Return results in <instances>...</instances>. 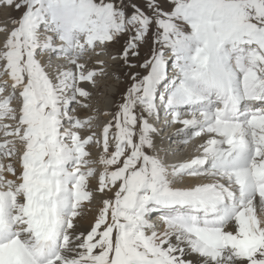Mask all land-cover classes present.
Instances as JSON below:
<instances>
[{
    "label": "snow or ice",
    "instance_id": "snow-or-ice-1",
    "mask_svg": "<svg viewBox=\"0 0 264 264\" xmlns=\"http://www.w3.org/2000/svg\"><path fill=\"white\" fill-rule=\"evenodd\" d=\"M0 9V264H264V0ZM117 46L138 70L81 118Z\"/></svg>",
    "mask_w": 264,
    "mask_h": 264
},
{
    "label": "rangeland",
    "instance_id": "rangeland-1",
    "mask_svg": "<svg viewBox=\"0 0 264 264\" xmlns=\"http://www.w3.org/2000/svg\"><path fill=\"white\" fill-rule=\"evenodd\" d=\"M125 2L130 6L133 3H136L138 5H142L144 3V0H125ZM130 10V9H129ZM5 10L0 9V13L4 12ZM14 11V10H13ZM16 14V17L19 16V13L14 11ZM1 16V15H0ZM15 17V18H16ZM1 19V18H0ZM4 22V23H3ZM0 21V28H11L12 22L10 21ZM8 23V24H7ZM12 25V26H10ZM3 38V34L0 39ZM119 46L117 48H110L109 49V55H106L103 57L107 61L108 64V70H109V76L107 78H101L98 80L96 87L92 90V97H91V105L92 107L90 109H80L78 108L76 114L79 115L81 118H87L89 115H96L97 111L99 112V119H101V122L104 121L105 117L103 116V113L105 112H114L116 110V107L121 102L122 96L125 93L127 87L130 84V76L133 72L137 71V69H129L127 66L123 64L121 60H112L111 56L116 55L118 53ZM148 55V51L146 48L141 49V57L139 59L133 58L132 63L139 64L143 61V59ZM113 66L115 69L111 70L110 68ZM108 81H111L110 83ZM106 82V83H105ZM102 86V87H100ZM100 88L99 91H97ZM81 110V111H80ZM171 129V128H169ZM175 131V129H172ZM163 131V132H162ZM162 133L160 132L159 135L163 137H166L169 133L168 128L162 129ZM160 136V137H161ZM165 144L167 146H170L171 144L177 143L176 140H172V138H168V140H165L163 138ZM172 140V141H171ZM196 144L199 143V140L193 141ZM195 145H193L194 147ZM159 148V146H158ZM194 149V148H193ZM194 153V152H193ZM195 154V153H194ZM176 161V160H175ZM7 162V161H6Z\"/></svg>",
    "mask_w": 264,
    "mask_h": 264
},
{
    "label": "bare ground",
    "instance_id": "bare-ground-1",
    "mask_svg": "<svg viewBox=\"0 0 264 264\" xmlns=\"http://www.w3.org/2000/svg\"><path fill=\"white\" fill-rule=\"evenodd\" d=\"M0 15H1L0 16V18H1L0 21L1 22L5 21V20H6V22L7 21L11 22L12 19L16 17V14H15V12L13 10H7V11H4V12H1ZM10 26H12V25H10ZM1 36H2V34H1ZM2 39L3 38H1L0 40H2ZM112 67L113 66H111L110 68H112ZM113 69H115V68L113 67L111 70H113ZM99 82H100V80H99ZM108 82L110 83L111 81H108ZM100 87H102V86H100ZM92 90L93 89H91V91ZM99 90H100V88L97 91H99ZM172 129H175V127L171 128V129L168 128L169 133L167 134L166 137H163V138L165 140H168V138H172V140L175 139L176 142H177V138L175 136V131L172 130ZM160 136L161 135H159L158 146H159L160 149H164L165 150V151H162L160 154L162 156H165L169 163H180V162H183V161L189 159L192 155H194L195 152L193 153V151H192L193 150V146L192 145H196L195 142H192L188 146H182L178 142L175 143L174 145L171 144L170 146H167V144H165L162 136L161 137ZM160 140H162V143L160 142ZM93 151H95V150H93Z\"/></svg>",
    "mask_w": 264,
    "mask_h": 264
}]
</instances>
